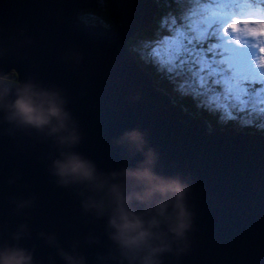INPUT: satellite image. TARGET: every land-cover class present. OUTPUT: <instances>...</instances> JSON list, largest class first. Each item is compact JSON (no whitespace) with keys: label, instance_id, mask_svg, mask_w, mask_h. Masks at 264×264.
Returning a JSON list of instances; mask_svg holds the SVG:
<instances>
[{"label":"water","instance_id":"1","mask_svg":"<svg viewBox=\"0 0 264 264\" xmlns=\"http://www.w3.org/2000/svg\"><path fill=\"white\" fill-rule=\"evenodd\" d=\"M106 1L110 26L85 25L77 17L79 8L98 7L96 0H0V75L15 70L20 79L64 89L82 133L77 150L99 167L118 166L115 139L138 128L159 153L163 171L190 178L188 248L167 256L166 264H264V135L207 130L205 120L183 112L140 70L126 44L153 21L157 1ZM68 52L79 62L66 60ZM48 152L35 133L0 124V223L12 229L26 222L32 238L24 243L40 258L54 251L36 238L43 231L55 233L65 249L79 241L88 264H102L97 257L111 247L104 222L56 185ZM30 196L27 215H15L10 199Z\"/></svg>","mask_w":264,"mask_h":264},{"label":"clouds","instance_id":"2","mask_svg":"<svg viewBox=\"0 0 264 264\" xmlns=\"http://www.w3.org/2000/svg\"><path fill=\"white\" fill-rule=\"evenodd\" d=\"M64 58L79 62L77 53ZM68 105L65 90L55 84L0 75V124L35 133L48 144L47 170L56 185L70 189L85 214L104 222L111 247L106 257H97L102 264H166L167 256L185 252L194 218L188 203L190 178L163 171L159 153L138 128L115 139L119 165L99 167L77 150L82 133ZM10 203L15 215L26 216L34 198H11ZM31 238L26 222L12 229L0 223V264H88L79 241L65 249L55 233L38 232L36 238L54 250L40 258L34 245L24 243Z\"/></svg>","mask_w":264,"mask_h":264},{"label":"rangeland","instance_id":"3","mask_svg":"<svg viewBox=\"0 0 264 264\" xmlns=\"http://www.w3.org/2000/svg\"><path fill=\"white\" fill-rule=\"evenodd\" d=\"M195 2L197 1L190 4L194 5ZM197 6L193 9V6L186 7L190 8L187 10L190 17L189 21L184 19V22L191 28L192 33V29H195L196 34L201 33L204 25L205 29H212V43L200 41L201 36L192 37L189 33L184 35L183 19L180 21L178 13L169 8L158 20L154 34L141 38L135 45L142 50L141 60L145 58V52L150 50L146 56H154L153 59L161 63L170 74L168 77L172 80L174 88H182L183 91L189 92L192 98L197 99L198 103L203 102L209 108H214L216 101H219V93L215 92L213 83L207 82L209 72L205 69H213L215 72L212 60L218 63V60L222 59L220 54H224V51L232 52L242 39L244 45L247 42H253L254 45L258 36L264 37V0H208ZM78 18L84 21L83 18ZM201 19L204 21L199 23ZM195 22L197 27L192 24ZM75 23L78 24V20ZM150 24H147L146 28ZM243 49L250 53L244 64L242 52L235 57L232 53L226 55L229 63L227 68L231 69L230 76L234 82H225L222 87L226 90L224 93H228L230 99H233L234 109L230 110L228 104L224 103V108L219 109L220 116L229 117L239 125L248 123L260 126L264 124V42L259 47ZM140 70L144 72L141 67ZM181 108L183 112H187L183 106ZM180 120L183 121L181 118Z\"/></svg>","mask_w":264,"mask_h":264},{"label":"trees","instance_id":"4","mask_svg":"<svg viewBox=\"0 0 264 264\" xmlns=\"http://www.w3.org/2000/svg\"><path fill=\"white\" fill-rule=\"evenodd\" d=\"M192 1H197L194 3V5H191L190 3ZM208 0H157L158 3V11L155 14V17L152 21V23L148 26V28L142 29L137 31L131 38L127 41V46L135 52L138 60V65L143 69V71L147 72L151 79L153 84L158 90H161L165 94H167L170 98V100L177 105L183 106L184 110L191 113L194 117L197 118H203L206 120L208 124L209 130L214 129H225L233 127L238 131H245V132H252L260 135H264V124L262 125H248V123L239 125L236 124V122L231 118H223L220 116L219 109H223L222 105L224 103L228 104L229 109H234V102L233 99H230L231 96H229L228 93H224L226 90L222 87L225 85V82H229V84H232L234 81L231 78V69L227 68V65L229 63L227 62L226 55L228 56L229 53H232L234 57L239 54L240 52L243 53V64L245 63L247 57L250 56L249 51L243 49V48H250V47H259L264 42V37H257L256 42H247V44H243L244 39L240 41V43H237L238 46H235L233 48V51L225 52L224 54H220V58L218 60V63H215L212 60V64L214 65V70H210L209 68H206V72H209V75L207 76V82L213 83V87L215 88V92L219 93L218 99L219 101L215 104L216 107L209 108L208 105H206L203 102L198 103L197 99L192 98L191 94L189 92H185L179 88L173 87L172 80L168 77L170 74L166 71L164 67H162L161 63L159 61H155L154 56L151 58L149 55V51L145 52V58L141 60L140 53L142 50L138 47H136V41L140 40L141 38L145 37H151L154 34V30L158 24V20L165 14V11L169 8H173L172 11H176L178 13V19L185 25L183 28V34L189 33L192 37H198L201 36L200 41L208 42V44L212 43L214 41V34L212 29H208L206 25L202 26L201 33H197L194 30V33H192L191 28H188L189 26H186V23L184 22V19H187L189 21V14L187 12L188 9L186 7L197 8L200 3H205ZM78 17L83 18V20L86 23H93V24H104L105 26H110L112 23L111 19L109 18V15L107 14V1L106 0H99V5L97 9H88L85 11H81L78 14ZM204 18V17H202ZM204 20H200L199 23L203 22ZM181 23V22H180ZM196 26V22L192 23ZM200 26V25H198ZM197 27V26H196ZM168 31V30H167ZM254 39V38H253ZM198 45V44H197ZM144 52V51H143ZM152 56V55H151ZM148 58V59H147ZM10 77H18V73L15 70H11L9 73ZM258 116V115H257ZM261 115H259V118Z\"/></svg>","mask_w":264,"mask_h":264},{"label":"bare ground","instance_id":"5","mask_svg":"<svg viewBox=\"0 0 264 264\" xmlns=\"http://www.w3.org/2000/svg\"><path fill=\"white\" fill-rule=\"evenodd\" d=\"M96 1H97V6H98V5H99V1H98V0H96ZM156 1H157V0H156ZM81 10H82V9L79 8V9L77 10V13L79 14V12H80ZM146 27H147V26H146ZM146 27H145V28H146ZM145 28H143V29H145ZM144 73H146V74L149 76V78H151L150 75H149L147 72L144 71ZM163 93H164V92H163ZM190 114H191V113H190ZM191 115H192V114H191ZM195 118H197V117H195ZM200 119H203V118H200ZM203 120H205V119H203ZM205 121H206V120H205ZM207 130H209V129H208V124H207Z\"/></svg>","mask_w":264,"mask_h":264}]
</instances>
